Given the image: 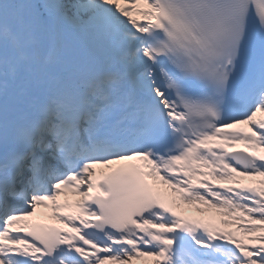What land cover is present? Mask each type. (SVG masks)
<instances>
[{
  "label": "snow or ice",
  "instance_id": "obj_1",
  "mask_svg": "<svg viewBox=\"0 0 264 264\" xmlns=\"http://www.w3.org/2000/svg\"><path fill=\"white\" fill-rule=\"evenodd\" d=\"M137 262L264 264V0H0V264Z\"/></svg>",
  "mask_w": 264,
  "mask_h": 264
},
{
  "label": "bare ground",
  "instance_id": "obj_2",
  "mask_svg": "<svg viewBox=\"0 0 264 264\" xmlns=\"http://www.w3.org/2000/svg\"><path fill=\"white\" fill-rule=\"evenodd\" d=\"M244 145L243 144H238V145H236L235 146V149H238V148H240V147H243ZM234 149H232V148H230L229 149V151H233ZM99 171V170H98ZM251 180V179H250ZM243 183H245V182H243ZM255 182L253 181V180H251V183H250V185H253ZM162 191V190H161ZM162 192H164V191H162ZM165 194H166V192H165ZM167 195V194H166ZM68 198H69V202L70 203H73L76 199H78V197H75V196H73V195H71V194H69L68 196H67ZM66 197V198H67ZM71 210V209H70ZM36 216H41V217H44V218H51V214H49L46 210H44V209H41V210H39L38 212H37V215ZM35 218V217H34ZM187 218H190V219H198V220H202L203 222H205V223H213V224H217L219 227H222L221 226V224H219V222L218 221H216L215 219H213L212 217H211V215H210V217H200V216H196V215H194V216H188Z\"/></svg>",
  "mask_w": 264,
  "mask_h": 264
},
{
  "label": "rangeland",
  "instance_id": "obj_3",
  "mask_svg": "<svg viewBox=\"0 0 264 264\" xmlns=\"http://www.w3.org/2000/svg\"><path fill=\"white\" fill-rule=\"evenodd\" d=\"M182 209V208H181ZM220 220V219H219ZM246 242H248L247 240H246ZM138 263V262H137ZM139 263H141V264H145V262H139Z\"/></svg>",
  "mask_w": 264,
  "mask_h": 264
}]
</instances>
